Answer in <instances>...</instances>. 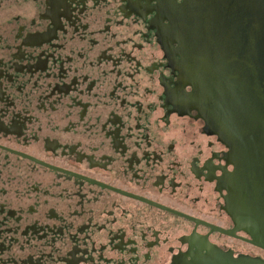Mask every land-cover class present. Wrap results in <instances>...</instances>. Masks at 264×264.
<instances>
[{"label": "flooded vegetation", "instance_id": "flooded-vegetation-1", "mask_svg": "<svg viewBox=\"0 0 264 264\" xmlns=\"http://www.w3.org/2000/svg\"><path fill=\"white\" fill-rule=\"evenodd\" d=\"M184 3L0 0V264L264 260L262 71L235 154L160 36Z\"/></svg>", "mask_w": 264, "mask_h": 264}, {"label": "water", "instance_id": "water-1", "mask_svg": "<svg viewBox=\"0 0 264 264\" xmlns=\"http://www.w3.org/2000/svg\"><path fill=\"white\" fill-rule=\"evenodd\" d=\"M162 26L163 43H178L183 77L197 94L187 100L198 102L210 126L236 152L243 144L253 142L250 124L243 122L241 112L248 109L240 102L248 100L242 92L246 78L262 71L264 78V0H185ZM250 74V75H248ZM259 76H257L258 79ZM254 101H258L255 98ZM264 110V100L258 104ZM240 189L239 173L228 182V211L236 218ZM264 246V237H260ZM189 264H264V260L248 256L233 257L213 250L208 257L196 258Z\"/></svg>", "mask_w": 264, "mask_h": 264}]
</instances>
